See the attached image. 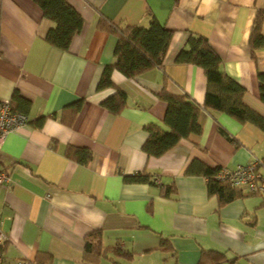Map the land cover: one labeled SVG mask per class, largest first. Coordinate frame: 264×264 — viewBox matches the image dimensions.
I'll use <instances>...</instances> for the list:
<instances>
[{
    "label": "crops",
    "instance_id": "1",
    "mask_svg": "<svg viewBox=\"0 0 264 264\" xmlns=\"http://www.w3.org/2000/svg\"><path fill=\"white\" fill-rule=\"evenodd\" d=\"M67 1L83 26L62 51L44 40L53 24L32 0H0V101L26 116L0 145L9 179L0 184V264H264V195L238 191L221 203L190 172L195 162L234 169L264 157L262 130L204 111L198 137L158 158L142 151L146 126L168 130L163 89L203 104V71L176 62L190 34L207 39L220 71L244 89L243 104L264 118V45L250 47L258 16L264 37V0ZM151 17L172 31L162 65L135 78L114 71L126 104L111 114L101 103L114 90L97 84L118 35L98 22L118 31ZM68 149L91 157L79 162ZM136 174L148 181H130ZM92 233L102 255L84 251ZM115 247L131 255L117 257Z\"/></svg>",
    "mask_w": 264,
    "mask_h": 264
},
{
    "label": "trees",
    "instance_id": "2",
    "mask_svg": "<svg viewBox=\"0 0 264 264\" xmlns=\"http://www.w3.org/2000/svg\"><path fill=\"white\" fill-rule=\"evenodd\" d=\"M42 10L43 16L52 22V27L46 33L44 40L52 47L62 51L69 49L72 38L81 31L83 20L67 0H32ZM261 18L258 16L250 37V47L253 52L264 45V37L260 32ZM98 29L117 33V43L114 49V61L103 68L97 84V89L112 88L113 94L101 104L111 114H118L126 104V95L111 81L114 71L126 78H135L155 67H160L168 48L172 31L151 17L146 27L132 26L116 31L107 22L100 20ZM176 62L192 64L199 67L206 79V89L202 106L186 96H175L164 89L160 98L166 103L163 122L167 131L155 125L146 126L147 139L142 151L148 157L158 158L172 149L181 139L198 137L201 133L199 116L204 111L226 114L240 123H250L264 132V118L246 107L242 102L244 89L220 71L221 60L218 54L208 44L205 37L190 34L185 48L176 56ZM259 97L264 104V73L257 76ZM223 132V131H222ZM231 140V139H230ZM88 150L68 149L67 155L76 157L77 161L86 163L91 155ZM221 167L213 169L195 162L190 172L206 178L208 193L218 197L221 203L232 200L238 189L218 181L216 174ZM130 181L147 182V176L136 174ZM172 190L166 188L164 194ZM99 233H92L86 238L84 251L86 255L98 256L100 252ZM117 257L127 259L131 254L119 247L112 249ZM38 264H41L39 262Z\"/></svg>",
    "mask_w": 264,
    "mask_h": 264
},
{
    "label": "built area",
    "instance_id": "3",
    "mask_svg": "<svg viewBox=\"0 0 264 264\" xmlns=\"http://www.w3.org/2000/svg\"><path fill=\"white\" fill-rule=\"evenodd\" d=\"M25 124L26 116L23 113L13 110L10 102L0 101V145L8 133ZM216 179L248 194L264 195V157L253 159L247 164L236 166L234 169L221 168L216 174ZM8 180V176L0 169V184H4ZM4 239V234L0 229V246ZM16 264L29 263L21 260Z\"/></svg>",
    "mask_w": 264,
    "mask_h": 264
}]
</instances>
